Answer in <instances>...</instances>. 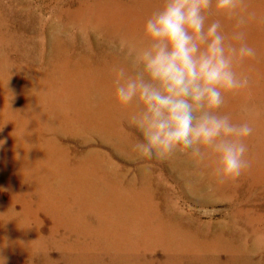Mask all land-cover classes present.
<instances>
[{"label":"bare ground","instance_id":"obj_1","mask_svg":"<svg viewBox=\"0 0 264 264\" xmlns=\"http://www.w3.org/2000/svg\"><path fill=\"white\" fill-rule=\"evenodd\" d=\"M162 3L79 0L75 6L60 4L55 18L66 15L64 28L78 32L73 38L58 35L46 58L51 70L39 72L40 85L26 80L24 87H17V96L9 76L0 78L5 81L3 88L15 97L10 107L16 112H11L8 126L9 130L17 128L12 132L17 138L12 139L21 142L23 150L15 157L24 158L28 173L39 184L44 209H49L55 222L51 233L64 228L62 239H70L67 245L57 241L67 249L54 261L49 257L53 264H264V0H243L235 13L213 8L210 14V19L221 21L229 43L234 31H243L256 51L254 57L236 64V71L249 78V86L228 94L221 109L234 122L252 126L254 131L245 141L251 167L221 183L213 175L214 155L209 154L203 163L185 155V207L173 212L175 221L166 222V212L159 209L160 183L153 182L154 174L145 177L143 172L142 181L137 182L131 178L132 167L118 156L121 145L117 141L131 145L137 140L122 123L138 104L125 107L118 103L114 69L124 68L134 75L136 66L130 63L134 58L138 62L141 50L151 43L143 34L144 24ZM241 17L246 22L237 29ZM72 42L75 51L70 50ZM114 45H125L128 50ZM100 60L103 65L94 64ZM7 134L4 139H10ZM71 139L75 145L66 142ZM138 183L146 193L136 192ZM28 190L36 188L33 185ZM120 234L129 236V241L117 242ZM153 239L158 242L142 245ZM133 244L141 250L125 253ZM72 246L78 247L76 254L69 250ZM155 246L166 248L165 255L156 253Z\"/></svg>","mask_w":264,"mask_h":264},{"label":"clouds","instance_id":"obj_2","mask_svg":"<svg viewBox=\"0 0 264 264\" xmlns=\"http://www.w3.org/2000/svg\"><path fill=\"white\" fill-rule=\"evenodd\" d=\"M242 2L163 0L146 20L143 34L151 43L141 50L135 74L114 69L118 103L138 104L128 116L141 137L130 146L137 158L162 160L182 154L203 163L212 154L213 175L221 183L251 167L245 141L252 126L234 122L221 109L228 94L249 86L236 64L256 51L243 31H234L229 43L221 21L210 19L213 8L235 13ZM245 22L241 17L237 29ZM132 64L136 66L135 58Z\"/></svg>","mask_w":264,"mask_h":264},{"label":"rangeland","instance_id":"obj_3","mask_svg":"<svg viewBox=\"0 0 264 264\" xmlns=\"http://www.w3.org/2000/svg\"><path fill=\"white\" fill-rule=\"evenodd\" d=\"M52 1L53 0H0V78L2 79L7 77V75L9 76L11 84L16 87L17 91L15 93L17 96H19L17 87H24L26 80H31L34 82L33 84L35 86H38L40 85L38 83L42 81L39 79L40 70L42 68H48L49 71L51 70L46 62V58L53 44L57 42L56 38L58 35H63L62 37L65 38L69 36L73 38L78 32L76 28L72 29L70 32L69 29H65V23L68 21L69 17L65 15L62 16V19L57 20L55 18V13L59 6L65 5V3H67L66 7L72 4L75 6L78 4L79 0H57V3L56 0H54L55 2ZM127 36H130V34H127ZM73 44L75 43L72 42L70 44L71 51H75V45ZM112 47L118 50H128L125 45H120V47L119 45H114ZM137 61L136 69L139 67V59ZM94 64L103 65L104 62L100 60ZM130 65H132V63H130ZM135 71H133V74H135ZM1 73L4 74V77H2ZM35 74L38 79L37 77L36 79L32 78ZM4 83L5 81L0 80V157L2 158L0 159V264H48V261L53 264L51 260L54 261L60 257L61 253L67 249H62L61 243L58 244L59 242L57 241L61 239V242L63 241L67 245L70 239H62L64 228H60L61 230L59 229L60 231H57L55 233L56 235L51 233L50 227L55 222L50 214H48L49 209H44L46 203L40 199L41 192L37 188L39 184H37L38 182L35 180V177L28 173L27 170L29 169L25 166L24 158L15 157V154H23L21 147L22 143H17L16 140L12 139V136L13 138H17L16 135L12 133L17 128L12 127L9 130L8 124L12 122L11 114H13L11 112H16L12 110L10 103L15 102V97L3 88ZM27 83H29V81H27ZM21 114H23V112H21ZM127 121H129V119L123 120V127L125 126V129L135 135L137 140L140 139L141 137L138 130ZM39 125L40 123H36L37 127ZM6 132L10 139H4L3 136ZM22 134L24 136L27 134L26 129L23 130ZM74 140L75 139L66 140V142L75 145L76 140ZM123 141L124 140L120 142L117 141V144L121 145V151L119 149L118 156L132 167L131 178H136L135 180H137V182H141L143 172L145 177L154 174L153 182L156 184L160 183L158 185L159 191L157 189L156 195L158 201L160 200L159 209L162 210V212L164 211V213L166 212V222L175 221V217L172 216L173 212H178L179 209V211H181L185 207L184 186L187 176L185 165H183L185 155L177 154L178 156L175 155V157L162 159L163 161L156 158L151 160L140 159L131 152V145H126ZM28 147L29 142L27 140L26 150H28ZM183 166L184 168H182ZM140 168H142V171H140ZM54 180L59 181L60 178H55ZM173 183L174 185H172ZM53 184L55 185V182ZM33 185L36 191L32 190L29 192L28 188ZM141 187L142 186H139L138 183L135 187L136 192L141 191ZM141 192L146 193L145 190ZM179 218H182V216ZM57 221L58 220H56V222ZM128 237L129 236H122L120 234L116 239L117 242L126 243V241H129ZM151 242H155V240H148L147 244L143 242L142 245H148L147 247H149ZM103 245L104 244H99L100 247ZM156 246L155 252L161 256L165 255L166 248L162 250L161 246ZM110 247L114 248L112 245ZM119 247L122 248L123 245ZM77 248L78 247L72 246V249L69 250H72L73 254H76ZM123 248L126 249L127 247ZM160 249L163 252H161ZM140 250L141 249L136 246V244H133L131 249H126L124 252H139ZM128 260L130 261V259ZM45 261L47 262L45 263ZM60 262L58 264H65L63 261Z\"/></svg>","mask_w":264,"mask_h":264}]
</instances>
